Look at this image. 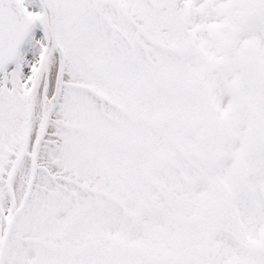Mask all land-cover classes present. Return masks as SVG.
Segmentation results:
<instances>
[{
  "label": "snow or ice",
  "instance_id": "snow-or-ice-1",
  "mask_svg": "<svg viewBox=\"0 0 264 264\" xmlns=\"http://www.w3.org/2000/svg\"><path fill=\"white\" fill-rule=\"evenodd\" d=\"M0 264H264V0H0Z\"/></svg>",
  "mask_w": 264,
  "mask_h": 264
}]
</instances>
